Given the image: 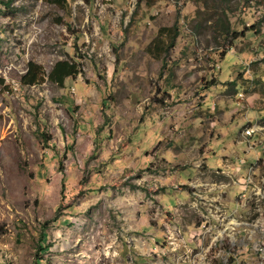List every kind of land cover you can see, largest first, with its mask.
Instances as JSON below:
<instances>
[{"label": "rangeland", "instance_id": "1", "mask_svg": "<svg viewBox=\"0 0 264 264\" xmlns=\"http://www.w3.org/2000/svg\"><path fill=\"white\" fill-rule=\"evenodd\" d=\"M0 264H264V0H0Z\"/></svg>", "mask_w": 264, "mask_h": 264}, {"label": "trees", "instance_id": "2", "mask_svg": "<svg viewBox=\"0 0 264 264\" xmlns=\"http://www.w3.org/2000/svg\"><path fill=\"white\" fill-rule=\"evenodd\" d=\"M62 3V2H61ZM253 25H251L252 27ZM251 27H249L247 30H249ZM175 29V27H161L159 29L161 32L165 33V36L169 34V32L172 29ZM224 32L223 35L224 37H229L231 39H235L236 37L239 36V34H242L243 31H238L231 29L229 26H224ZM164 35V34H163ZM163 37V36H162ZM174 37H172L173 39ZM166 39H161L162 44L165 43ZM77 73V69L75 67V64L73 62H69L66 60H59L55 63L53 69L49 72L48 77L56 81L57 83L61 84L63 82V79L67 76H74ZM41 68L40 65L34 63V62H29L27 65V70L26 72L21 75V80L22 82L26 84H33L35 82H38L42 76ZM40 240V249H46L47 245L43 242L45 241V236L42 233Z\"/></svg>", "mask_w": 264, "mask_h": 264}]
</instances>
